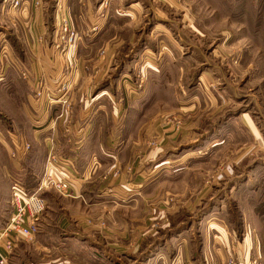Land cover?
Masks as SVG:
<instances>
[{
	"label": "rangeland",
	"instance_id": "rangeland-1",
	"mask_svg": "<svg viewBox=\"0 0 264 264\" xmlns=\"http://www.w3.org/2000/svg\"><path fill=\"white\" fill-rule=\"evenodd\" d=\"M51 1L57 19L45 46L75 69L66 59L74 41L68 46L60 29V17L69 20L61 13V0ZM3 2L22 5V0ZM151 4L161 8L153 10ZM144 12L145 19L133 28L137 51L121 79L138 93L144 90L150 102L145 118L152 120L140 122L149 134L147 154L166 146L164 156L182 160L171 165L178 176L165 177L155 198L131 189L119 197L124 208L116 213L123 221L113 222L114 233L101 221L98 234L61 229L57 209L47 221L48 202L37 232L21 239L7 264H264V0H144ZM156 23L162 30L155 33L172 35L177 55H165V46L163 53L152 47L140 53ZM64 83L57 91L66 92L69 82ZM42 86L34 95L43 98L45 112ZM10 149L0 152L4 165L19 152ZM141 157H132L135 165ZM10 187L11 180L0 182L2 223L12 212ZM50 191L57 204L62 195ZM83 223L94 225L90 217ZM111 235L115 250L104 248Z\"/></svg>",
	"mask_w": 264,
	"mask_h": 264
},
{
	"label": "crops",
	"instance_id": "crops-1",
	"mask_svg": "<svg viewBox=\"0 0 264 264\" xmlns=\"http://www.w3.org/2000/svg\"><path fill=\"white\" fill-rule=\"evenodd\" d=\"M34 1L22 0L21 7L26 5L22 10L7 7L0 0V45L6 46L0 51V152L4 153L3 148L12 152L13 145L23 153L24 145L30 146L22 158L10 156L9 165H4L0 157V182L18 179L31 188L43 172L55 142L67 163L56 172L69 179L72 195L57 194L56 204L50 197L56 193L47 192L51 211L47 221L57 209L61 229L72 233L92 229L98 234L101 221L114 233L113 222L123 221L116 213L124 208L119 197L130 195L131 189L143 197L152 192L155 198L162 192L165 177L178 176L171 165L177 167L182 161L164 156L166 146L147 154L145 141L149 134L140 122L152 120L145 118L150 102L144 90L138 93L136 86L121 79L128 76L129 59L139 45L133 28L145 19L144 0H61V13L75 32L74 46L66 59L70 65L75 62L77 69L68 68L56 49L45 46L49 26L57 19L53 1ZM151 8L161 7L151 4ZM158 26L156 23L147 33L149 43L140 53L149 47L163 53L161 48L165 46V55H177L172 35L155 33L156 29L162 30ZM85 66L88 70L82 69ZM64 81L69 82L66 92L57 91L66 84ZM41 83L47 91L45 112L43 98L34 95ZM136 153L142 156L138 158L139 166L132 159ZM148 162L152 164L147 166ZM186 175L192 174L187 171ZM7 197L9 203L8 191ZM2 212L0 208V216ZM85 217H90L94 225L85 227ZM5 224L0 217V229ZM113 237L106 239L104 248H119L110 241ZM14 239L8 262L25 238L18 234Z\"/></svg>",
	"mask_w": 264,
	"mask_h": 264
},
{
	"label": "built area",
	"instance_id": "built-area-1",
	"mask_svg": "<svg viewBox=\"0 0 264 264\" xmlns=\"http://www.w3.org/2000/svg\"><path fill=\"white\" fill-rule=\"evenodd\" d=\"M61 37L64 42L71 45L75 32L71 30L67 19L60 17ZM54 140V139H53ZM29 144L23 147V153H12V158H22L29 150ZM64 157L54 145L47 154L46 163L42 175L37 179L33 187L27 188L18 179L11 181L10 205L12 212L3 229H0V264H7L8 256L15 246V236L20 234L25 239L34 236L38 229V220L46 208L47 191L54 190L63 196H71V182L65 177H60L56 169L66 166ZM11 234L14 238H11Z\"/></svg>",
	"mask_w": 264,
	"mask_h": 264
}]
</instances>
